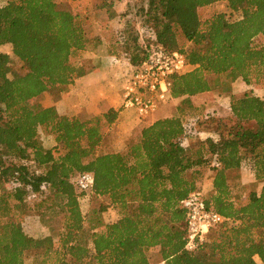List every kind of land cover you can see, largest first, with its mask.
Returning a JSON list of instances; mask_svg holds the SVG:
<instances>
[{"label":"trees","instance_id":"1","mask_svg":"<svg viewBox=\"0 0 264 264\" xmlns=\"http://www.w3.org/2000/svg\"><path fill=\"white\" fill-rule=\"evenodd\" d=\"M71 1L77 0L0 5V264H26L29 254L32 264H151V250L164 264H264V97L232 93L238 78L252 87L264 84V45L254 43L264 36V0H148L145 46L138 34L120 27L104 26L90 36L85 15ZM218 2L237 17L219 11L199 16V8ZM102 36L113 47L111 56H126L132 66L159 45L187 62L183 73L171 77L170 115L149 124L144 119L112 152L100 148L106 130L116 125L117 110L68 116L54 106L28 105L45 94H65L86 73L75 58L94 51ZM5 45L25 73L11 75ZM214 89L217 98L230 97L227 119L194 104L196 96ZM194 119L196 133L184 139ZM215 119L210 137H198L197 127ZM40 128L53 135L52 147H44ZM192 135L195 143H189ZM244 163L262 186L240 203L230 174ZM206 166L213 172L208 196L201 191ZM83 172L94 177L89 195L75 188ZM192 193H201L209 209L230 221L188 250L181 201ZM32 196L37 198L31 205ZM93 197L108 203L83 210ZM108 207L116 211L115 221L103 220ZM33 214L47 235L26 229L35 223Z\"/></svg>","mask_w":264,"mask_h":264},{"label":"rangeland","instance_id":"2","mask_svg":"<svg viewBox=\"0 0 264 264\" xmlns=\"http://www.w3.org/2000/svg\"><path fill=\"white\" fill-rule=\"evenodd\" d=\"M4 2L5 0H0V5H2ZM69 6L85 15L86 29L90 36L99 35L101 29L104 26L110 27L112 29L116 26V28L120 27L125 32H133L138 34V38H140L139 41L143 46H145L147 43L142 26L144 25L145 20L147 21L146 10L148 7V0H77L69 2ZM214 11L225 12L226 15L228 17L231 16V18L237 17V14H231L230 9H228L226 3L223 2H218L216 4L198 9V13L201 18L208 17ZM254 43L256 45H264V36H257ZM119 48L120 46H118V49ZM2 51L6 52L10 56L11 75H21L25 73V69L21 66V62L13 55L10 45L3 46ZM74 62L81 63L85 70L92 68V57H90L89 54H83L81 58H75ZM125 65L128 67V72L126 71L125 74H128L131 70V66L128 64ZM239 84L240 85L234 84L236 94H234L233 97H241L246 93L264 97V84L262 87H252L246 84L243 79L239 80ZM214 94L215 89L210 93L199 95L198 97L194 98V104L197 105V107H201V109L198 108V111L205 110L206 113L209 112L210 115L213 114L217 118L227 119L229 116L228 113L230 99L217 100ZM60 97L61 96L57 97L53 93L45 94V96H41V98L39 97L29 100L28 105L33 110H38L41 107H44L46 103L59 100ZM174 103V101H168L162 104V106H166L172 110L175 105ZM146 121L148 120L146 119ZM216 121L217 120L215 119L203 123L201 127L198 126V137L201 139L210 137V130L217 127ZM124 132V129L118 127L117 125H113L111 128L107 129L100 151L112 152L122 149L126 142V139L124 138ZM39 133L44 147L50 148L55 144L53 135L46 133L44 128H40ZM194 135H192V138L189 139V143H195L198 137H195ZM202 172L203 180L201 183V191L204 196H208L211 189L210 181L213 172L208 170V166L203 167ZM230 176L232 195L237 202H244L251 192H260L261 190V181L255 179L253 170L245 163L238 171L232 172ZM36 198L37 196L31 197V205L36 201ZM107 203V198L93 197L89 203H83L82 208L83 210H91L92 208L98 209L100 205ZM116 216L118 217L116 211L112 207H108L102 214L103 220L105 222L113 221ZM31 218L35 221V226L33 223H26L27 225H33V227L30 228L26 227L27 225L25 224L26 229L34 233L36 237L47 235L48 229L42 226L38 219H33L35 218L34 214L31 215ZM148 256L151 264H159L161 262L160 255L157 250L149 251ZM256 260L258 263L260 262L258 257H256ZM26 264H32V254H29L27 257Z\"/></svg>","mask_w":264,"mask_h":264},{"label":"built area","instance_id":"3","mask_svg":"<svg viewBox=\"0 0 264 264\" xmlns=\"http://www.w3.org/2000/svg\"><path fill=\"white\" fill-rule=\"evenodd\" d=\"M187 69L185 56L167 51L163 46L152 47L147 59L137 66L131 65L121 88V108L132 110L141 120L151 116L170 96L171 77ZM195 119L185 126V137L195 134ZM199 134V133H198ZM75 188L89 195L94 184L93 174L83 172L74 179ZM187 215L186 249L194 250L204 242L207 233L215 226L228 221L226 217L209 209L201 193H192L181 201ZM159 264H164L161 261Z\"/></svg>","mask_w":264,"mask_h":264},{"label":"crops","instance_id":"4","mask_svg":"<svg viewBox=\"0 0 264 264\" xmlns=\"http://www.w3.org/2000/svg\"><path fill=\"white\" fill-rule=\"evenodd\" d=\"M110 44V41L102 36L100 45L94 51L86 53V55L89 54V56L92 57V68L86 70L83 76L77 78L74 83L69 86L68 91L61 95L59 100L46 103L44 106H54L60 114L68 116H80L84 114L96 116L108 108H113L118 111L116 125L124 129V137H129L140 130L144 119H139L132 110H124L121 108L122 81L128 69L125 64L131 66V63L125 56L120 58L111 56L113 47ZM239 80L242 79L238 78L233 83V95L236 94L234 84L240 85ZM214 96L217 98L216 94H214ZM220 99H230V97L217 98V100ZM170 113L171 109L160 105L159 108L147 118L148 121L145 119V123H152L159 118L170 115ZM210 184H212V178ZM116 219L117 216L113 221Z\"/></svg>","mask_w":264,"mask_h":264}]
</instances>
